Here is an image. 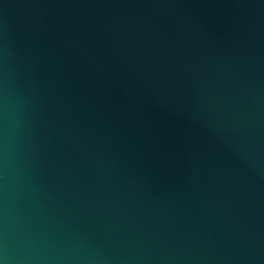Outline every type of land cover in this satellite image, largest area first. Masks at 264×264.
<instances>
[{"label": "water", "instance_id": "obj_1", "mask_svg": "<svg viewBox=\"0 0 264 264\" xmlns=\"http://www.w3.org/2000/svg\"><path fill=\"white\" fill-rule=\"evenodd\" d=\"M0 264H264V0H0Z\"/></svg>", "mask_w": 264, "mask_h": 264}]
</instances>
